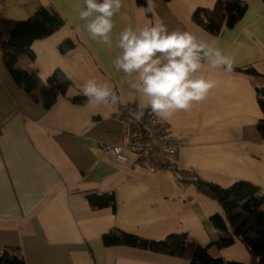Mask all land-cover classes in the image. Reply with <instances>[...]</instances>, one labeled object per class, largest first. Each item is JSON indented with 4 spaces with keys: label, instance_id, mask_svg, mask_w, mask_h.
<instances>
[{
    "label": "crops",
    "instance_id": "crops-1",
    "mask_svg": "<svg viewBox=\"0 0 264 264\" xmlns=\"http://www.w3.org/2000/svg\"><path fill=\"white\" fill-rule=\"evenodd\" d=\"M198 1L154 0V12L145 15L135 0H122L109 48L92 39L79 19L83 0H0L1 14L9 20L28 19L43 6L65 19L52 35L34 41V61L22 56L16 66L36 69L40 78L58 68L72 82L46 109L13 81L0 52V248L14 249L24 264H188L180 257L102 241L113 229L153 240L184 232L224 264L248 263L237 238L224 248L212 244L231 238V229L212 225L209 216L224 217L223 208L192 181L227 187L242 180L264 195V139L256 128L264 107L256 90L264 86V2L243 0L246 10L234 26L212 34L191 16L215 0ZM157 17L169 31H189L214 42L234 66L226 73L205 65L201 71L218 87L190 111L161 119L165 133L181 148L164 167L150 172L136 166L133 155L126 164L114 163L101 154L99 144L123 140V124L114 117L120 105L146 108L130 78L113 67L119 51L115 42L125 28L154 23ZM65 38L75 47L61 54L56 46ZM247 67L259 75L246 73ZM88 79L113 85L119 103L92 107L87 100L73 102ZM93 193L112 194L114 210L90 206L86 196Z\"/></svg>",
    "mask_w": 264,
    "mask_h": 264
},
{
    "label": "trees",
    "instance_id": "trees-1",
    "mask_svg": "<svg viewBox=\"0 0 264 264\" xmlns=\"http://www.w3.org/2000/svg\"><path fill=\"white\" fill-rule=\"evenodd\" d=\"M169 1V0H165ZM264 2V0H262ZM139 6H146V0H135ZM246 10L243 0H215L210 8L197 7L192 19L212 33L219 34L223 27H233ZM65 24L61 15L53 14L47 7L39 8L34 15L25 20H9L0 11V52L2 61L13 81L21 87L33 100L40 101L49 109L59 95L66 93L72 85L69 77L60 69H55L45 81L39 77L36 69L27 70L16 66L22 56L34 61L36 53L32 49L34 41L46 38ZM75 47L70 38L61 40L56 49L64 54ZM251 75H259L253 67L244 70ZM257 94L264 97V86L256 88ZM75 103H84L87 98L82 94L71 97ZM146 110H150L146 108ZM256 128L264 139V107L263 116L256 123ZM199 192L216 200L223 208L224 217L213 213L209 220L214 227L226 231L229 226L231 238L220 237L214 241L217 248L232 244L237 238L249 254L248 263L228 261L229 264H264V195L246 181H234L227 187L196 178L192 181ZM86 199L95 208H115L112 194H88ZM105 245H129L171 256L180 257L188 264H224L220 257L210 254L208 246H201L190 241L184 232L171 233L159 240L148 239L122 230L113 229L102 235ZM0 264H24L20 254L11 248H0Z\"/></svg>",
    "mask_w": 264,
    "mask_h": 264
},
{
    "label": "clouds",
    "instance_id": "clouds-1",
    "mask_svg": "<svg viewBox=\"0 0 264 264\" xmlns=\"http://www.w3.org/2000/svg\"><path fill=\"white\" fill-rule=\"evenodd\" d=\"M121 7L122 0H83L79 19L85 21V30L92 39L112 48L113 17ZM154 10V0H146L144 14ZM115 48L119 51L113 67L130 78L144 106L162 120L178 111H190L194 103L204 101L218 87L216 79L201 71L205 65L226 73H231L234 66V59L214 42L200 40L189 31H169L159 17L151 24L125 28ZM82 94L92 107L119 103V96L108 82L88 79Z\"/></svg>",
    "mask_w": 264,
    "mask_h": 264
},
{
    "label": "built area",
    "instance_id": "built-area-1",
    "mask_svg": "<svg viewBox=\"0 0 264 264\" xmlns=\"http://www.w3.org/2000/svg\"><path fill=\"white\" fill-rule=\"evenodd\" d=\"M114 117L123 124V140L99 144L101 154L114 163L126 164L133 155L136 166L155 172L179 155L180 142L165 133L163 121L150 110L138 103H125L116 109Z\"/></svg>",
    "mask_w": 264,
    "mask_h": 264
},
{
    "label": "rangeland",
    "instance_id": "rangeland-1",
    "mask_svg": "<svg viewBox=\"0 0 264 264\" xmlns=\"http://www.w3.org/2000/svg\"><path fill=\"white\" fill-rule=\"evenodd\" d=\"M197 2H199L198 0H197ZM209 8V7H208ZM55 38L56 37H58V35L57 36H54ZM48 74V73H47ZM50 74H48V75H41V79H42V81H45L46 80V78L49 76ZM76 95V94H75ZM262 209L264 210V206L262 207ZM239 241V240H238ZM237 241V243H240V242H238ZM239 245V247H240V249L243 251L244 250V248H243V246H242V244H238ZM237 261V260H236ZM237 262H240V261H237ZM241 263H245V262H241Z\"/></svg>",
    "mask_w": 264,
    "mask_h": 264
},
{
    "label": "water",
    "instance_id": "water-1",
    "mask_svg": "<svg viewBox=\"0 0 264 264\" xmlns=\"http://www.w3.org/2000/svg\"><path fill=\"white\" fill-rule=\"evenodd\" d=\"M53 14L58 15L54 9H49Z\"/></svg>",
    "mask_w": 264,
    "mask_h": 264
}]
</instances>
